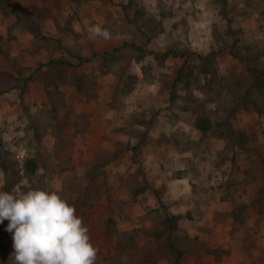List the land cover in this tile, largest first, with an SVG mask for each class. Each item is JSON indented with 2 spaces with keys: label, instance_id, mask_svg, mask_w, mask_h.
I'll list each match as a JSON object with an SVG mask.
<instances>
[{
  "label": "rangeland",
  "instance_id": "obj_1",
  "mask_svg": "<svg viewBox=\"0 0 264 264\" xmlns=\"http://www.w3.org/2000/svg\"><path fill=\"white\" fill-rule=\"evenodd\" d=\"M37 187L96 264H264V0H0V190Z\"/></svg>",
  "mask_w": 264,
  "mask_h": 264
},
{
  "label": "clouds",
  "instance_id": "obj_2",
  "mask_svg": "<svg viewBox=\"0 0 264 264\" xmlns=\"http://www.w3.org/2000/svg\"><path fill=\"white\" fill-rule=\"evenodd\" d=\"M88 31L111 38L100 25H91ZM5 219L13 236L15 264H96L99 249L88 226L75 205L56 190L37 187L23 194L0 190V224Z\"/></svg>",
  "mask_w": 264,
  "mask_h": 264
},
{
  "label": "trees",
  "instance_id": "obj_3",
  "mask_svg": "<svg viewBox=\"0 0 264 264\" xmlns=\"http://www.w3.org/2000/svg\"><path fill=\"white\" fill-rule=\"evenodd\" d=\"M208 119L202 117L199 121L196 122V126L203 132L206 131L210 127V122ZM27 167L30 171H34L36 168V163L34 161H26ZM180 254V253H179ZM152 264H155L154 260L151 261ZM176 264H180L179 259H177Z\"/></svg>",
  "mask_w": 264,
  "mask_h": 264
},
{
  "label": "crops",
  "instance_id": "obj_4",
  "mask_svg": "<svg viewBox=\"0 0 264 264\" xmlns=\"http://www.w3.org/2000/svg\"><path fill=\"white\" fill-rule=\"evenodd\" d=\"M79 30H81V29L79 28L78 31H79ZM109 40H110V39H106V40L102 41V37H98V38H97V41H96V45H97V46H98V45H99V46H105V45H106V46L108 47V41H109ZM104 44H105V45H104ZM106 46H105V47H106ZM141 63H142V61H141Z\"/></svg>",
  "mask_w": 264,
  "mask_h": 264
}]
</instances>
